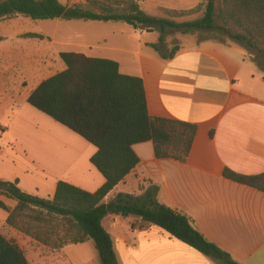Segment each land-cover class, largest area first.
<instances>
[{"label":"crops","instance_id":"0c3cea01","mask_svg":"<svg viewBox=\"0 0 264 264\" xmlns=\"http://www.w3.org/2000/svg\"><path fill=\"white\" fill-rule=\"evenodd\" d=\"M66 1L62 4L72 6L86 4L87 0ZM140 1L147 16L171 21L169 16L173 13L194 10L205 0ZM198 16L179 20L178 24L194 22ZM102 23L96 26L109 31L93 42L73 43L64 36L57 44L63 48L61 53L74 52L117 62L122 74L143 80L152 118L197 126L186 162L157 159L153 142L135 145L139 165L105 202L119 194L140 197L151 185H156L161 204L190 218L207 241L236 263L264 264V191L225 176L226 171L244 177L264 175V80L257 77L259 65L240 47L210 41L182 45L173 58L164 60L150 46L159 42L157 31H139L136 36H141V40L135 46L127 31L115 29L120 25L112 27L118 22ZM5 38L0 40V58L8 56L13 64L0 69V101L12 108L22 100L28 101L31 93L52 76L44 77L49 69H20L19 40L6 42L10 39ZM65 69L66 65L60 72ZM61 150L53 153L59 161L69 155ZM69 151L77 153L73 148ZM96 151L91 149L86 159L91 160ZM21 153L25 158H14L7 166L6 177L0 171V180H19V187L30 195L52 199L60 181L95 193L106 182L93 165L94 169H88L91 175L87 182L82 167L80 174L70 165L63 171V165L47 164L32 149H23ZM0 202L11 210L17 206L4 196H0ZM9 215L0 208V233L19 244L29 264H91L86 258L87 263L68 257L67 250L79 246L82 249L77 254H83V247L93 242L52 251L10 227ZM103 226L111 235L120 264H220L137 216L110 214ZM93 246L96 248L94 243ZM96 264H102L99 254Z\"/></svg>","mask_w":264,"mask_h":264},{"label":"trees","instance_id":"16d2710c","mask_svg":"<svg viewBox=\"0 0 264 264\" xmlns=\"http://www.w3.org/2000/svg\"><path fill=\"white\" fill-rule=\"evenodd\" d=\"M140 4V0H87V5L65 6L59 0H0V22L18 16L34 21L124 22L136 31H157L160 42L150 46L158 52L164 47L168 29L184 35L223 32L248 46H254L257 40L264 42V0H205L194 10L173 13L185 15L204 11L202 19L184 24L149 17ZM230 25L244 34L231 32ZM177 51L178 48H174L170 54L160 56L169 60ZM60 58L66 69L44 80L27 102L97 149L90 162L106 182L95 193H90L60 181L54 197L45 199L24 192L19 180H0V196L17 203L11 210L0 202V208L10 214L7 224L52 251L93 242L102 264H120L103 221L110 214L125 218L137 216L220 264H238L207 241L194 228L190 218L161 204L158 200L160 189L156 185H151L140 197L119 194L109 203L105 202L139 165L140 159L133 150L135 145L153 142L157 159L186 162L197 126L152 118L148 113L143 80L122 74L115 61L74 52H63ZM225 176L264 191V175L244 177L226 171ZM0 264H29L19 244L1 233Z\"/></svg>","mask_w":264,"mask_h":264},{"label":"rangeland","instance_id":"374dc122","mask_svg":"<svg viewBox=\"0 0 264 264\" xmlns=\"http://www.w3.org/2000/svg\"><path fill=\"white\" fill-rule=\"evenodd\" d=\"M67 2L61 0V4ZM87 5V1L86 4ZM199 15V16H198ZM195 16L200 20L204 17V11H197L194 13L177 15H170L171 21L180 23L179 20L188 21ZM195 20V21H197ZM94 21L86 20H46V21H34L22 16L15 17L2 21V27L0 26V40H5V37H9L10 42L13 39H18L20 43L19 51V66L20 69H49L44 77H50L58 74L63 66L64 62L61 60L59 53L63 50L58 42L66 36L73 40V43L93 42L96 38H100L103 34L108 33L109 29L102 30V26H96ZM104 24V23H102ZM223 26L222 23H218ZM112 27L118 26V31L125 30L131 37V43L138 45L141 36L139 31H136L130 25L124 22H118V24H111ZM229 30L235 34H244L242 30L229 26ZM124 31V32H125ZM148 32V30H145ZM144 31V32H145ZM29 35H38L41 38H32ZM77 36L80 38L77 40ZM216 42L227 47H240L246 51V54L252 59L259 67L257 71V77L260 80H264V42L261 40L254 41V46H248L245 43L237 42L230 36L223 32H196L194 34H182L180 31L174 29H168L164 37V47L161 51H155L157 54H170L174 48H178L182 45H191L193 43L202 42ZM5 42V43H6ZM160 42V38H159ZM158 42V43H159ZM12 44V43H10ZM12 58L5 56L0 58V69H7L12 65ZM17 59L14 58L16 64ZM11 105L1 103L0 101V171L1 176L6 177L9 173L7 166L12 164L14 158H22L25 156L21 153L23 149H32L35 154L51 165H63V171L68 168L66 165L75 166L74 169L77 173L80 172L81 167L85 171V180L90 179L91 173L89 167L94 169L90 160L86 158L89 155L91 149L96 148L85 141L77 134L71 132L64 126L56 123L48 116L37 111L31 107L27 100H22L19 104L15 105L11 109ZM11 114H8V111ZM7 129V131L5 129ZM6 131V132H4ZM4 132V133H3ZM73 148L77 153L70 154V149ZM62 149V150H61ZM61 152H68L69 155L65 160H57V157L53 154ZM78 169V171H77ZM97 172V170L95 169ZM98 173V172H97ZM80 174V173H79ZM149 187V186H148ZM145 186L142 187V190ZM147 191V190H146ZM145 191V192H146ZM145 192L142 194L144 195ZM147 224V223H146ZM73 246V245H72ZM77 247V248H76ZM72 247L67 250L68 257L80 260V262H91L96 264L98 259V251L95 250L93 243L89 246H84L85 252L80 254L77 250L82 249L79 246ZM76 250V251H75ZM86 258V259H85Z\"/></svg>","mask_w":264,"mask_h":264},{"label":"water","instance_id":"95a60500","mask_svg":"<svg viewBox=\"0 0 264 264\" xmlns=\"http://www.w3.org/2000/svg\"><path fill=\"white\" fill-rule=\"evenodd\" d=\"M149 32H153L154 30L153 29H150V30H148Z\"/></svg>","mask_w":264,"mask_h":264}]
</instances>
